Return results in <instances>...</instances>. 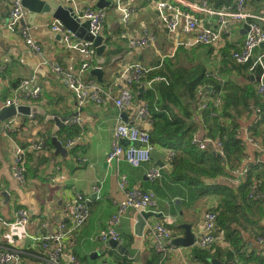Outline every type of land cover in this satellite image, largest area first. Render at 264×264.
I'll list each match as a JSON object with an SVG mask.
<instances>
[{"label": "crops", "instance_id": "crops-1", "mask_svg": "<svg viewBox=\"0 0 264 264\" xmlns=\"http://www.w3.org/2000/svg\"><path fill=\"white\" fill-rule=\"evenodd\" d=\"M45 1L71 5L76 13L81 14L86 8H98L99 0ZM107 1L110 2L107 3ZM168 1L176 3L177 0ZM180 1L189 5L201 0ZM206 1L213 8H220L218 6L222 0ZM11 4L12 0L0 2V65L3 66V69L0 70V106L8 98H14L19 101L20 105H37L46 112V115L42 113L14 115L0 123V215L12 222L20 208H25L30 213V222L27 226L29 235L19 234V231L14 233L12 226L3 228L0 235V251L5 248L18 250L21 254L20 264H44L43 249L36 237L54 230L60 223L69 225L72 210L68 204L73 200V191H80L89 200L91 214L81 230L73 236V243L67 242L81 262L85 264H118V262L128 260L138 264H148L151 261H154L155 264H205L199 260L193 245L184 247L173 244L168 255L163 259L161 254L153 249L154 239L148 238L145 233L149 222H161L164 218H169L172 224H169L168 227L172 231L173 239L185 234L182 224L192 225V231L196 237L204 211L210 205L216 204L213 194L201 197L196 202L191 201L190 191L183 181L172 178L169 152L176 149L155 143L149 162L134 165L125 159L119 162L108 163L107 161L108 153L114 142L115 126L119 121L137 124L149 130L150 133L153 127L150 112L146 116H139V107L143 103L148 105L145 98H148L149 91L147 90L151 88L146 85L145 80L138 83V87L132 86V100L123 109H120L115 103V99L119 97L124 86L119 75L126 64L133 62H140L152 67L153 71H163L169 76L173 73L172 70L165 67V63L169 60H173L171 62L172 69L190 68L202 63L206 66L208 74L215 75L217 73L223 87L228 81H234L242 88L244 85L252 84L253 81L256 82V76L253 74L251 66L240 69L233 68L230 63V53L232 49H237L243 42L247 24L236 25L232 37L227 39L232 42V46L228 52H224L223 56L222 51L226 44L219 47L189 46L186 42L192 40V33L184 30L170 33L163 24L160 12L149 5L147 0H105L106 19L101 34L105 37L104 43L108 48L103 53L107 63L103 64L104 75L103 82H101L96 75L90 74L92 69L98 66L96 58H90L78 51L67 49L63 46L60 34L48 26V23L55 19L51 13L38 12L31 16V11L25 7L27 16L22 23L30 27L31 35L40 43L43 53L37 54L31 51L25 44L24 36L19 29L11 31L6 27ZM179 5L185 8L182 3ZM222 5L220 6L222 7ZM120 7L131 9L130 21L125 27L121 21ZM263 7L264 0H246V9L251 14L260 13ZM197 16L208 24L209 20L214 21L204 14H197ZM29 19L32 20V23L29 22ZM123 31L126 32L127 37L121 36ZM145 32L151 37L148 43L137 50L129 48V38L137 39ZM108 37L113 39V43L110 45L106 42ZM255 54H264V47L256 48ZM223 60L229 63L224 64ZM85 61H90L92 67L83 74V79L94 81L112 94V99L105 104L87 101L83 106H79L74 93L53 68V65H60L67 71L77 73L79 66ZM222 67L223 70L220 74ZM181 73L182 70L178 75ZM158 74L166 76L160 72ZM166 77L168 78V76ZM27 78H32L29 88L37 86L41 88L42 92L39 97H25L23 94L21 83ZM163 85H157L156 99L161 106L159 109L165 111L168 118H172L178 109L173 105L164 107L174 100V96L171 94L166 97L160 89ZM145 90L146 95H141L145 93ZM208 100L210 99L208 98ZM259 100L262 103V99ZM194 103L195 101L191 102L186 99L185 106L192 107L193 112L196 106ZM256 103L255 100H251L250 107ZM253 113L254 116L250 119L242 118L239 127L248 153L242 166H256L259 165L260 159H264V153H262L264 146L261 140L251 132L256 123V111ZM54 114L65 118L63 126H58L52 119ZM179 115L181 116V114ZM77 116L80 118V123H71V119ZM8 119L13 120L12 131L3 129V125ZM178 119L182 122L180 117ZM191 119L197 126L192 137L197 136L200 139L209 137L208 127L201 121L199 113L195 114L194 118L192 116ZM245 129L249 130L250 135L254 137L259 146L246 139L250 135L242 133ZM54 136L66 149L64 153H56L57 148L52 142ZM78 137L81 138L77 144L68 149L66 147L68 140ZM40 139H48L50 143L38 153L27 149L28 182L26 185H21L12 174L13 156L10 150L12 143L15 141L18 145L26 147ZM122 143L125 144L126 141L123 140ZM212 147L213 150H209L218 154L216 148ZM58 166L60 169L57 168ZM155 166L161 169L162 175L160 179L152 181L148 178L147 172ZM121 175L126 176L129 187L153 191L157 197V205L153 206L152 210H148L149 212L163 213V216H150L143 233L137 234L135 226L139 212L135 209L127 210L121 221L115 226L123 238L121 244L125 247L124 251L113 248L109 242L104 243L97 239L99 232L108 228L109 220L117 212L118 202L125 198L119 185ZM214 183L232 185L228 181V175L217 177ZM95 184H99L101 187L99 199L93 193ZM242 248L248 257L264 258V244L259 243L257 237L249 236L244 241ZM242 260L246 259L242 258ZM255 263H257L255 260L250 263L246 262V264Z\"/></svg>", "mask_w": 264, "mask_h": 264}, {"label": "built area", "instance_id": "built-area-1", "mask_svg": "<svg viewBox=\"0 0 264 264\" xmlns=\"http://www.w3.org/2000/svg\"><path fill=\"white\" fill-rule=\"evenodd\" d=\"M3 1L5 0H0V2ZM147 1L149 5H152L160 12L163 24L170 33L184 30L193 34L192 40L186 42L189 46L198 44L212 45L215 47L223 46L225 39H230L232 37L236 25L246 23L248 29L246 30L245 37L243 42L239 45V48L233 51V58L239 63H246L253 60L254 62L251 69L255 66L261 68L256 88L264 97V54H255L256 48L264 42V27L260 25V22L264 25V7L260 13L255 15L247 11L246 0H233L231 4L224 5L220 8H213L206 0H201L198 3L189 5L184 4L180 0H177L176 3H171L168 0ZM179 3H182L185 8H182ZM119 9L122 12L121 21L125 27L130 21L131 9L128 7H120ZM26 14L23 0H12L6 27L11 31L19 29L24 36L27 47L34 53L42 54V47L40 43L32 37L30 27L27 24L22 23L27 16ZM197 14L207 15L209 19H213L214 21L209 20L208 24L202 18L198 17ZM77 15L82 21L89 20V31L92 35L97 36L103 32L106 19L104 8H86L83 13H77ZM48 26L53 31L60 34L63 46L67 49L78 51L90 58L95 57L96 47L93 42L78 39V37L70 31L61 20L55 18L48 23ZM121 36L127 37L126 32L123 31ZM150 39L151 37L147 32L137 39L129 38V48L132 50L143 48ZM90 61L83 62L79 66L77 73L67 71L60 65H53L54 70L62 77L63 82L74 93L79 106H83L87 101L105 104L112 99V94L109 90L103 88L92 80L83 79V74L92 67ZM1 69H3L2 65H0V70ZM152 70V67L143 65L140 62L128 63L123 67L119 76L123 80L124 86L120 91L119 97L115 99V103L120 109H123L124 106L132 100L133 90L131 86L135 83H141L145 80L146 85L149 88H152L156 82L164 81L166 84L169 83L168 79L162 75L148 78V74ZM214 76L218 78L217 73ZM31 82L32 78H27L22 81L21 89L23 94L25 97H39L42 92L41 88L39 86L32 89L29 88ZM203 87L199 91L200 99L197 106L200 119L204 123L203 113L205 111L211 110L213 115L221 116L222 91L220 90L218 92V96L210 97L209 94L204 91ZM208 98L210 100H208ZM210 103L213 106L211 108L208 107ZM19 105L17 99L8 98L5 103L0 106V110L5 106L17 107ZM148 113L147 104L143 103L139 107V116H146ZM70 122L80 123V118L77 116L71 119ZM3 129L4 131H12V124L9 121H6L3 125ZM242 133L247 136L250 135L247 129ZM80 138L81 137L69 139L66 147L68 149L73 147L77 144ZM246 139H248L249 142L258 145L254 137L251 135L249 138L246 137ZM123 140L126 141L125 144L122 143ZM192 142L198 145L200 149H205L209 147V145L214 146L218 154L224 156V147L221 141H215L209 137L200 139L195 136L192 138ZM45 148L46 139L32 142L26 147H22L13 141L10 149L13 156L11 167L13 177L18 183L26 185L28 182L27 149H31L33 152L38 153ZM154 148L155 143L152 140L149 130L144 129L139 125L121 120L115 128L114 142L108 153L107 161L110 163L114 161L119 162L120 160L125 159L131 164L139 165L151 160ZM174 155L175 151L169 152L170 163H172ZM57 168L60 169L59 166ZM249 171L250 167L248 165L231 169L228 181L232 185H241L244 183ZM161 175V169L156 166L150 168L147 172L148 178L152 181L160 179ZM119 185L125 194V198L118 202L117 212L109 220L108 228L101 230L97 235V239L104 243H108L110 240H114L119 244L122 243L123 238L115 226L121 221L127 210L135 209V211L142 213L144 211H149L148 209L152 210L153 206L157 205V197L153 191L139 187H129L125 175L120 176ZM100 188L99 184L93 185V193L97 199L101 197L99 194ZM260 195L257 185H252L250 197L256 198ZM68 207L72 210V217L69 225L60 223L54 230L36 237L43 249L44 264H85L74 254L67 241L73 243V236H75L88 221L91 214L90 203L83 193L80 191H73V200L70 201ZM215 208L216 204L210 205L204 211L193 247L211 251L220 247L223 250L227 249L228 251H233L235 253L234 247L220 231L218 226V211L215 210ZM29 222L30 213L25 208H20L17 211L16 218L12 222L6 220L0 215V235L3 228L8 226L14 227V233L19 231V234L29 235L27 231ZM169 224H172L171 220L169 218H164L161 222H149L147 226L145 225L147 227L145 231L147 237L154 239L153 249L161 254L163 259L173 247V235L171 229L168 227ZM257 241L264 244V236L257 237ZM230 261L233 264H246V262L242 261L239 257L232 260L230 259ZM20 262L21 254L18 250L5 248L0 251L1 264H20ZM131 264L138 263L131 261Z\"/></svg>", "mask_w": 264, "mask_h": 264}, {"label": "trees", "instance_id": "trees-1", "mask_svg": "<svg viewBox=\"0 0 264 264\" xmlns=\"http://www.w3.org/2000/svg\"><path fill=\"white\" fill-rule=\"evenodd\" d=\"M232 2L233 0H222L218 7H221L220 5L222 4L229 5ZM112 40V38L108 37L106 40L107 44L113 43ZM226 41L227 39H225ZM225 42L223 45L226 44V47L223 49L222 55L224 52H228L232 46L231 41ZM237 49H232L230 53L231 66L236 69L248 66L252 67L253 60L239 63L233 58V51ZM171 62L173 60L165 63L166 69L173 72L170 76L163 71L153 70L148 74V77L151 78L161 75L158 74L160 72L166 74L170 79L165 76L169 83L166 84L164 81L156 82L151 89L147 90L149 91L147 94L148 98L145 99L148 101V112L152 114L153 119V127L150 130L152 140L156 144L176 149L171 163L172 178L183 181L188 191H190L191 201L194 202L197 198L213 194V198L216 200L215 210L218 211V226L235 250L234 253L227 249L223 250L220 247H217L214 251L195 248L197 256L205 264H211L209 258L214 257L227 262L230 259L239 257L246 259L245 262L250 263L255 260L257 262L255 264H264V258L259 259L256 256L248 257L242 248L244 241L249 236H264V159H260L259 165L249 166L250 171L248 176L241 185L214 183L217 177L223 175L229 176L231 169L242 167L244 159L248 156L246 143L241 136L239 127L242 118L250 119L254 116L253 111H256V123L253 125L251 132L252 135L261 140L264 146V97L257 91L255 86L261 73V68L255 66L251 69L256 76V82L253 81L251 82L252 84L244 85L240 88L234 81H228L223 87L221 80L214 75L208 74L206 66L202 63H198L190 68L172 69ZM223 63L228 64L229 62L223 60ZM176 70L179 72L182 70L181 75H178L179 72ZM222 70L223 67L220 74ZM156 84H164L160 89L166 97H169L171 94L174 96V100L164 106L169 107L173 105L178 109V111H174V117L168 118L165 115L166 112L159 109L161 106L156 99L158 87ZM132 86L138 87L139 85L135 83ZM202 87L210 97L218 96V92L222 91L221 116L213 115V112L208 110L203 113V117L205 118L204 124L208 127V136L215 139V141L223 143V158L210 151L208 147L200 149L198 145L192 142L193 132L197 130V126L191 118L192 116L194 118L195 114L198 113L197 104L200 99L199 91ZM146 93L145 90V93L141 95L145 96ZM260 98L263 104L260 102ZM186 99H189L191 102L195 101L194 104L196 106L193 112L192 107L185 106ZM251 100H255L257 103L250 107ZM208 107L211 108L213 106L210 103ZM178 115L182 122L179 121ZM48 143L50 142L46 139V146H48ZM252 185H257V189L261 194L259 197H250ZM118 264H131V262L124 260L118 262ZM148 264H155V262L151 261Z\"/></svg>", "mask_w": 264, "mask_h": 264}, {"label": "water", "instance_id": "water-1", "mask_svg": "<svg viewBox=\"0 0 264 264\" xmlns=\"http://www.w3.org/2000/svg\"><path fill=\"white\" fill-rule=\"evenodd\" d=\"M110 1H107L109 3ZM105 0L98 1V8H104ZM23 6L28 8L31 11V16L35 15L38 12L42 13H51L55 18L61 20L64 25L72 31L78 38L84 41H92L96 47V55L95 58L98 62V66L92 69L90 74L96 75L98 80L103 82L104 75V66L103 64L107 63L106 58L103 56L104 51L108 48L105 42V37L102 34L94 36L89 31V20L82 21L73 6L71 5H63L58 4L54 1H45V0H23ZM29 22L32 23V20L29 19ZM260 25L264 27L263 23L260 22ZM246 26V30L248 29V25ZM260 46L264 47V42L260 44ZM113 63L112 61H110ZM102 66V67H101ZM35 113H42L46 115V112L38 107L37 105H19L15 106H6L0 110V123L14 115H30ZM52 119H54L58 126H63L65 124V118H62L60 115H53ZM64 121V122H63ZM52 142L57 148L56 153H64L66 149L62 147L61 143L58 141L56 136L52 137ZM210 150H213V147H209ZM220 158H223L222 155H219ZM163 213L157 212H149L144 211L137 215V223L135 226L136 233L142 234L147 224V219L150 216H163ZM182 227L185 229V234L183 236L175 237L173 239V244L176 246H184L190 247L194 244L195 235L192 231V225L190 224H182ZM109 244L116 249L121 251L125 250V247L122 244L114 240H110ZM209 262L211 264H228L225 261H222L218 257L209 258Z\"/></svg>", "mask_w": 264, "mask_h": 264}, {"label": "rangeland", "instance_id": "rangeland-1", "mask_svg": "<svg viewBox=\"0 0 264 264\" xmlns=\"http://www.w3.org/2000/svg\"><path fill=\"white\" fill-rule=\"evenodd\" d=\"M110 72H111V70H110ZM198 199H200V198L195 199L194 202H196ZM240 259L242 260V258H240ZM242 261H245V260H242ZM228 263H229V264H233V263H231L230 260H228Z\"/></svg>", "mask_w": 264, "mask_h": 264}, {"label": "bare ground", "instance_id": "bare-ground-1", "mask_svg": "<svg viewBox=\"0 0 264 264\" xmlns=\"http://www.w3.org/2000/svg\"><path fill=\"white\" fill-rule=\"evenodd\" d=\"M8 121L11 123V124H13V120L12 119H8ZM118 124V123H117ZM132 124H134V123H132ZM135 125H137V124H135ZM117 126V125H116ZM116 126H115V128H116ZM41 245V244H40ZM41 248H42V246H41Z\"/></svg>", "mask_w": 264, "mask_h": 264}]
</instances>
